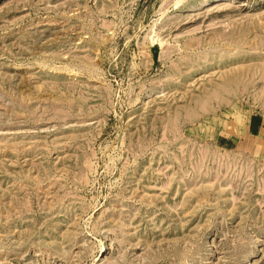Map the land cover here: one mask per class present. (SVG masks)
Masks as SVG:
<instances>
[{"label": "rangeland", "instance_id": "obj_1", "mask_svg": "<svg viewBox=\"0 0 264 264\" xmlns=\"http://www.w3.org/2000/svg\"><path fill=\"white\" fill-rule=\"evenodd\" d=\"M0 264H264V0H0Z\"/></svg>", "mask_w": 264, "mask_h": 264}]
</instances>
